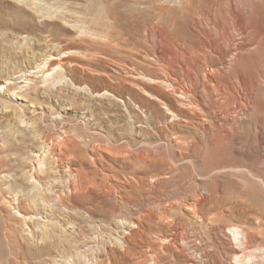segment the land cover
I'll list each match as a JSON object with an SVG mask.
<instances>
[{
	"label": "rangeland",
	"instance_id": "374dc122",
	"mask_svg": "<svg viewBox=\"0 0 264 264\" xmlns=\"http://www.w3.org/2000/svg\"><path fill=\"white\" fill-rule=\"evenodd\" d=\"M252 12L264 0H0V264H264V78L255 116L215 148L198 47L225 27L234 53ZM224 165L242 170L209 174Z\"/></svg>",
	"mask_w": 264,
	"mask_h": 264
},
{
	"label": "bare ground",
	"instance_id": "6f19581e",
	"mask_svg": "<svg viewBox=\"0 0 264 264\" xmlns=\"http://www.w3.org/2000/svg\"><path fill=\"white\" fill-rule=\"evenodd\" d=\"M213 13H214L213 11H207L210 20H212L213 22H217ZM262 15H263L262 17H258L256 16V14L252 12V14L249 15L250 17H248L247 19L245 18L246 21H241V17L239 20L236 19L238 22V26L242 31V40L241 42L238 41L234 43V49L236 50L234 53L227 46L228 43L227 40L230 38V35L227 33L225 27L223 28L221 27V30L223 31V36L221 40L223 43L222 46H220L218 43H214V44L211 43L212 41L209 39H205L206 43L202 41L201 42L202 46H198L199 50L207 52L209 58L212 60L211 68L209 69V71L205 70L202 76L204 79V85H203L204 90H209L211 88L212 90L209 91H211L213 95L214 92H216V96L218 98V99L216 97L214 98L215 105L204 109L205 111L211 110V114L209 115L211 121L210 122L207 121L206 125L208 129L206 130V133L210 135V137L209 136L208 137L215 148H216L215 145L219 144L220 146L227 143L230 139L234 138V134L236 132H240V125L241 126L243 125V119H245L247 116H250V118H253L255 116L256 101L253 95L254 92L258 93V91L261 89L262 87L261 81H263L264 78V18H263L264 13H262ZM259 18L263 22H260ZM254 20L257 21L254 22ZM206 48H209L210 50L206 51ZM225 55H228V58L226 59V63H221L219 59L221 57L224 58ZM255 57L257 58V60L254 59ZM53 58L55 57H52V59ZM235 67H237L238 70H236ZM174 68H176V70L177 69L183 70L181 65L179 66L174 65ZM195 75L198 76L196 73ZM195 75L188 73L186 77L193 80ZM170 79L175 84H171V81L165 80L163 78H158L157 82L161 84L172 85L174 94L178 98L184 100L185 96L189 92L187 91V89L178 85L179 84L178 79L176 78H170ZM238 86H242L246 89V92H243V95L239 94V89L237 88ZM228 101H231L232 103L230 107H228ZM169 104L172 107H174L172 102L169 101ZM186 104L189 105V103ZM249 106L251 107L249 108ZM171 110H172L171 114L175 116L181 114V111L178 108H174ZM262 112H263L262 113L263 120H259L260 118L258 117L256 118V122H259V127L257 126L254 127V136H253V139L255 141L258 140L260 142L262 141L264 142V140H262L263 136L258 134V131H261V133L264 134V109ZM179 136L181 140L178 139V141H181L179 143L185 149L184 152L187 154L191 153L193 151L192 147L197 145L196 140H193L194 142L192 143L194 144L191 146L190 144L191 140L188 141L189 139L185 136H182L181 134H179ZM250 142L248 144L242 143L241 144L242 147L240 148V150H245L249 154L252 149V147L250 146ZM254 150L257 151V148L254 147ZM227 167L228 168L231 167L230 169L232 170H237V171L242 170L239 166L234 167V166L224 165L221 167L216 166L210 171L209 174H213L217 171L219 172L225 171ZM250 172L255 178H261V176H258L254 173V170L250 169ZM199 202H200L199 198L193 199L191 202L186 203L185 205L186 209H188V211L192 213H195L198 210L203 212L205 206L203 205V202L201 205ZM213 211H216V209L210 208L207 213L203 214V219L204 220L210 219V215L214 213ZM223 214H224L223 211H221L220 213H216L214 215H218V216L221 215L224 218L223 221H225V217L223 216ZM219 228L222 230V226H220ZM227 228H230L231 230L233 228H236V230L235 229L234 230L236 231V233H238V236H235V238L238 241H241L239 234L243 233L244 241L245 242L247 241L249 235V232L247 231L248 229L247 230L242 229L241 227L233 223H228ZM218 238L222 241V244L223 246H225L228 254L235 256L234 254L239 253L240 248L234 244L227 242L226 237L222 236ZM223 238H225L226 240H224Z\"/></svg>",
	"mask_w": 264,
	"mask_h": 264
}]
</instances>
